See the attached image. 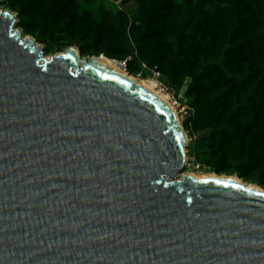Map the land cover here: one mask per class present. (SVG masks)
Masks as SVG:
<instances>
[{
  "label": "water",
  "instance_id": "1",
  "mask_svg": "<svg viewBox=\"0 0 264 264\" xmlns=\"http://www.w3.org/2000/svg\"><path fill=\"white\" fill-rule=\"evenodd\" d=\"M14 25L0 10V264H264L263 191L180 173L150 95Z\"/></svg>",
  "mask_w": 264,
  "mask_h": 264
},
{
  "label": "rangeland",
  "instance_id": "2",
  "mask_svg": "<svg viewBox=\"0 0 264 264\" xmlns=\"http://www.w3.org/2000/svg\"><path fill=\"white\" fill-rule=\"evenodd\" d=\"M182 1L0 0V10L11 12L15 28L43 47L46 56L74 46L83 57L102 54L130 74L156 81L158 89V83L167 86L187 137L180 173L235 175L264 189V0H189V6L198 7L188 24L195 28L191 36L179 31ZM227 45L226 66L249 72V81H230L217 69L207 77V87L195 86L185 96L193 80L181 79L176 53L192 52L193 75L201 61L213 60ZM154 65L161 73L158 79ZM235 94L239 101L252 96L224 130L218 151L214 128L225 123Z\"/></svg>",
  "mask_w": 264,
  "mask_h": 264
},
{
  "label": "trees",
  "instance_id": "3",
  "mask_svg": "<svg viewBox=\"0 0 264 264\" xmlns=\"http://www.w3.org/2000/svg\"><path fill=\"white\" fill-rule=\"evenodd\" d=\"M197 10H198V7L189 6V0H183L182 1V13L179 16V20H180L179 31L181 33H183L184 36H191L195 32V28L192 27L189 29L188 24L191 21L193 15L197 13ZM124 33H125V36L127 38V34H126L125 29H124ZM229 49H230V46L227 45L222 50L221 54L218 55L213 60H211L209 62L201 61L200 62V68H199L198 72H196L193 75L191 74V60L193 59L192 58V52H190L189 50L181 49L180 51H178L176 53V58L179 61V69L181 72V79L183 80L186 77H191V79L193 80L192 84H190L187 87L186 92H185V96H189L191 89L195 86H197L201 90L204 89L205 87H207L209 84V81H210L207 79V77L210 74L217 71V69L224 71L225 75L227 76V79H229L230 81L239 80V81H241L240 83L249 81V75H250L249 72L240 73L238 71H233L228 66H226L225 61L227 60V57H228L227 51ZM128 50L130 53H132V54L134 53L133 46L130 44L129 41H128ZM81 53H83V51H81ZM153 67L157 68L156 65H154ZM158 71H159V69H158ZM252 90H254V88H252ZM250 96H252V95H248L246 99L239 101V100H237V94L233 95V97H232L233 98L232 109L228 112L227 119H226L225 123L223 125L215 126V128H214L215 132L217 134H219L218 144H215L216 150L220 151L222 149V138H223L224 130L227 129L228 127H231V125H232L231 121H232V118L235 115H237V109H239L240 107L241 108L245 107L247 105V99H249ZM247 120L248 119H243L241 121L245 122ZM249 121H250V119H249Z\"/></svg>",
  "mask_w": 264,
  "mask_h": 264
},
{
  "label": "bare ground",
  "instance_id": "4",
  "mask_svg": "<svg viewBox=\"0 0 264 264\" xmlns=\"http://www.w3.org/2000/svg\"><path fill=\"white\" fill-rule=\"evenodd\" d=\"M71 51L74 53V55L78 58L79 62L82 60H90L91 62H94L96 64L97 61L104 63L107 65L115 74H118L119 76L123 77L126 79L128 82H130L135 88H138L140 90H143L146 92L148 95H150L165 111L167 116L170 118L173 127H175V130L178 133L182 151H183V162L182 166L186 162V153H185V146L187 142V137L185 130L180 122V119L178 117L176 108L173 106L172 101L170 100V95L166 92L161 91L160 89L157 88V82L154 80H149V79H143L140 77H137L135 75L130 74L123 64L118 62L117 60H114L112 58H108L106 56L101 55H93V56H88V57H83L79 55V51L76 47L70 46ZM156 82V83H155ZM169 96H168V95ZM190 173V172H189ZM191 174L195 177H199L202 175L205 176H215L216 174L213 172H191ZM221 177L227 178L230 180H234L237 182H242L239 178H237L235 175H226V174H221ZM248 185H251L260 191L264 192V189L256 184L253 183H248Z\"/></svg>",
  "mask_w": 264,
  "mask_h": 264
},
{
  "label": "built area",
  "instance_id": "5",
  "mask_svg": "<svg viewBox=\"0 0 264 264\" xmlns=\"http://www.w3.org/2000/svg\"><path fill=\"white\" fill-rule=\"evenodd\" d=\"M152 72H153L154 77L156 79H158V77L161 76V73L158 71V69L156 67L152 68ZM158 86H159L161 91H163V92L167 91L168 93H171V96H172L171 98H173V92H171L167 86L163 85L162 83H158ZM172 102H173V104H178L176 99H174Z\"/></svg>",
  "mask_w": 264,
  "mask_h": 264
},
{
  "label": "snow or ice",
  "instance_id": "6",
  "mask_svg": "<svg viewBox=\"0 0 264 264\" xmlns=\"http://www.w3.org/2000/svg\"><path fill=\"white\" fill-rule=\"evenodd\" d=\"M217 183H223V181H216Z\"/></svg>",
  "mask_w": 264,
  "mask_h": 264
},
{
  "label": "crops",
  "instance_id": "7",
  "mask_svg": "<svg viewBox=\"0 0 264 264\" xmlns=\"http://www.w3.org/2000/svg\"><path fill=\"white\" fill-rule=\"evenodd\" d=\"M183 94H184V93H182V92L180 93V95H183Z\"/></svg>",
  "mask_w": 264,
  "mask_h": 264
}]
</instances>
